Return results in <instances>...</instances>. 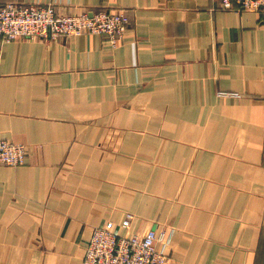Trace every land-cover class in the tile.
<instances>
[{
	"label": "crops",
	"instance_id": "obj_1",
	"mask_svg": "<svg viewBox=\"0 0 264 264\" xmlns=\"http://www.w3.org/2000/svg\"><path fill=\"white\" fill-rule=\"evenodd\" d=\"M20 1L131 23L117 46L0 34V137L27 148L0 165V264H82L94 227L127 211L137 232L172 231L169 264H264V12Z\"/></svg>",
	"mask_w": 264,
	"mask_h": 264
},
{
	"label": "built area",
	"instance_id": "obj_2",
	"mask_svg": "<svg viewBox=\"0 0 264 264\" xmlns=\"http://www.w3.org/2000/svg\"><path fill=\"white\" fill-rule=\"evenodd\" d=\"M224 8L264 12V0H219ZM131 20L125 9H87L59 11L54 3L34 4L10 1L0 7V34L5 41L19 38L56 39L82 34L105 35L113 46L123 39ZM222 94L240 96L238 92ZM27 148L22 142L0 137V165L25 163ZM135 214L127 211L119 221H106L94 227L86 243L82 264H169L172 231L133 230Z\"/></svg>",
	"mask_w": 264,
	"mask_h": 264
}]
</instances>
